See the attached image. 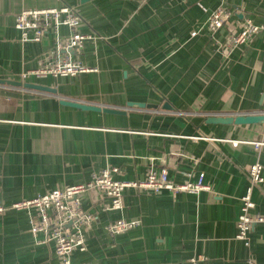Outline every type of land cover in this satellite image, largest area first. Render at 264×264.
I'll use <instances>...</instances> for the list:
<instances>
[{"label":"crops","instance_id":"1","mask_svg":"<svg viewBox=\"0 0 264 264\" xmlns=\"http://www.w3.org/2000/svg\"><path fill=\"white\" fill-rule=\"evenodd\" d=\"M64 4L80 16L79 32L90 35L78 49L53 52L50 31L39 41L20 39V10ZM219 6L232 13L211 31ZM246 18L264 24V0H0V79L53 88L0 83V264H61L54 244L39 242L43 232L26 223L33 208L15 202L86 182L103 168L115 167L118 180H144L150 165L166 168L172 183L206 187H126L117 209L104 208L110 199L100 191L82 194L93 220L71 264H188L197 254L204 264H264V221L245 240L235 236L249 166L260 162L264 177V121L205 122L264 113V30L226 48ZM70 31L59 28L61 37ZM65 54L89 70L23 76ZM251 198L250 213L264 216V181ZM117 219L138 223L110 233L106 226Z\"/></svg>","mask_w":264,"mask_h":264},{"label":"built area","instance_id":"2","mask_svg":"<svg viewBox=\"0 0 264 264\" xmlns=\"http://www.w3.org/2000/svg\"><path fill=\"white\" fill-rule=\"evenodd\" d=\"M231 13L232 11L225 6H219L210 14L207 23L208 28L211 31L218 29ZM80 20L75 8L70 5L24 8L16 15L15 27L20 31L22 41H39L46 32L50 31L55 35L53 52L69 51L78 49L83 40L90 37L88 34L80 33L77 29ZM61 26H66L71 30L65 37L60 36L59 28ZM260 30H264V24H256L249 18L244 19L240 31L226 40L227 50L230 51L245 43L251 35ZM87 70L89 68L65 54L61 57L50 58L49 61L37 68L27 70L23 76L30 74L36 76L46 74L72 76ZM116 171L115 167L103 168L86 182L53 189L33 198L15 202L12 206L14 208H33L34 215L26 222L30 225L31 231L33 233L43 232L44 239L39 242L51 241L61 264H71V251L75 248L85 249L82 228L93 220V214L82 207V194H95L100 191L110 199L104 208L117 209L122 206V191L126 187L149 188L154 191L167 188L173 191L187 190L193 192L206 187L201 180L194 183H172L167 177L166 168H155L153 165L148 167L146 178L139 181L118 180L114 178ZM247 173L249 186L241 196V208L236 223L237 232L235 236L241 240L246 239L247 232L254 223L264 221L263 215L250 213V210L255 206L251 198L252 188L264 181L261 163H252ZM3 210L4 205L0 199V213ZM137 223L136 220L117 219L109 223L106 228L110 233H120L136 226ZM188 264H204V256L202 254L191 256Z\"/></svg>","mask_w":264,"mask_h":264},{"label":"water","instance_id":"3","mask_svg":"<svg viewBox=\"0 0 264 264\" xmlns=\"http://www.w3.org/2000/svg\"><path fill=\"white\" fill-rule=\"evenodd\" d=\"M0 83H9V84H15V85H24L26 87H32L39 90H49L53 91V88H49L47 86H42L39 84H30V83H24L20 81H12V80H3L0 79ZM61 103L78 107L81 109H87V110H102L105 112L110 113H121L123 110L112 108V107H100L95 104H88V103H82L79 101L74 100H67L62 99ZM129 106L135 105L142 107L145 104L143 103H129ZM165 107L169 108L170 106L168 104L164 105ZM264 121V113L263 114H236V115H209L205 118V122L208 123H223V124H229V123H237V124H248V123H257V122H263Z\"/></svg>","mask_w":264,"mask_h":264}]
</instances>
